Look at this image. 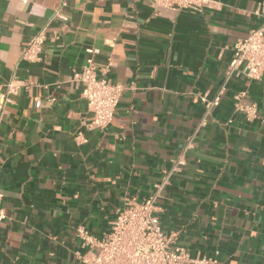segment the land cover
I'll return each instance as SVG.
<instances>
[{
	"label": "crops",
	"instance_id": "1",
	"mask_svg": "<svg viewBox=\"0 0 264 264\" xmlns=\"http://www.w3.org/2000/svg\"><path fill=\"white\" fill-rule=\"evenodd\" d=\"M60 7L66 22L54 18ZM263 16L264 0H218L204 12L151 0H0V103L17 86L0 120V264H82L77 229L102 238L125 197L150 196L206 117L201 96L224 83L157 215L194 259L264 264V78H227L235 42ZM43 29L40 58L24 59ZM90 57L99 77L124 86L103 130L90 126L74 76ZM240 94L257 108L252 121L236 109Z\"/></svg>",
	"mask_w": 264,
	"mask_h": 264
},
{
	"label": "built area",
	"instance_id": "2",
	"mask_svg": "<svg viewBox=\"0 0 264 264\" xmlns=\"http://www.w3.org/2000/svg\"><path fill=\"white\" fill-rule=\"evenodd\" d=\"M217 3L218 0H151L154 8L172 11L186 8L204 12L215 7ZM54 18L63 22L68 20L62 7L56 10ZM45 41L46 31L43 29L28 42L23 58L38 60ZM234 73H242L250 80L264 78V16L259 27L235 42L227 78ZM74 76L84 84L83 96L91 112L90 126L105 129L114 118L124 86L111 83L106 77H99L92 57L88 58L81 70L75 71ZM16 89L17 86L13 83L7 85V91L0 103V120L5 114L10 95L14 94ZM224 91L225 83L213 99L206 95L201 96L206 117L195 132L188 136L181 152L173 158L171 169L162 177L150 196L140 201L125 197L123 204L116 211L111 229L102 238L90 235L83 226L77 229L81 246L84 250L87 249L79 256L82 264H221L217 256L192 258L188 249L178 244L177 234L164 230L157 215L156 201L164 187L170 183L172 176L182 172L187 165V154L194 148L199 130L207 124V117L212 109L220 104ZM241 98L242 94L236 96V109L243 112L247 120H254L257 117L256 106L241 104ZM6 217V211L0 203V220Z\"/></svg>",
	"mask_w": 264,
	"mask_h": 264
}]
</instances>
